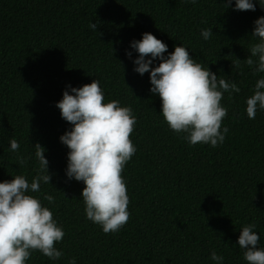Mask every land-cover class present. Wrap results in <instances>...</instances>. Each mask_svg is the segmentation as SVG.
<instances>
[{"label": "trees", "instance_id": "obj_1", "mask_svg": "<svg viewBox=\"0 0 264 264\" xmlns=\"http://www.w3.org/2000/svg\"><path fill=\"white\" fill-rule=\"evenodd\" d=\"M235 0H233L234 5ZM225 0H0V182L38 170L34 145L46 149L50 184L39 197L62 225L63 252L51 261L38 251L27 264H246L236 244L240 229L255 224L264 247V111L245 112L246 98L264 73L244 63L256 10L226 8ZM97 29L89 28V23ZM212 28L207 41L200 30ZM150 32L168 45H183L196 62L234 81L241 89L221 104L227 108L225 141L215 148L189 146L160 115V98L150 92L149 74L133 71L138 53L132 40ZM132 51V57L126 55ZM167 55V53H165ZM241 60L236 66V60ZM157 60L153 66L158 65ZM98 80L104 102L130 106L136 152L121 175L129 197L127 223L105 234L86 219L83 182L66 177L68 149L59 137L71 125L55 106L67 85ZM15 138L18 153L9 151ZM26 163L18 166L17 155ZM44 194L54 196L48 204Z\"/></svg>", "mask_w": 264, "mask_h": 264}, {"label": "clouds", "instance_id": "obj_2", "mask_svg": "<svg viewBox=\"0 0 264 264\" xmlns=\"http://www.w3.org/2000/svg\"><path fill=\"white\" fill-rule=\"evenodd\" d=\"M195 5L197 0H185ZM257 3L264 9V0H225L226 8L245 11L256 10ZM89 28L97 29L90 22ZM214 34L212 28L200 30L207 41ZM256 42L248 49L250 55L244 63L253 74L264 73V16L254 21L251 34ZM130 48L138 53L133 60V71L143 76L149 74L150 92L160 98V115L163 122L189 145L207 144L213 148L225 141L228 128L222 127L227 108L221 104L224 93L229 98L241 89L234 81L219 78L208 67L195 61L183 45L168 52V45L150 32L139 40H132ZM167 53V55H165ZM131 58L132 51L126 50ZM158 65L153 66L156 61ZM241 60H236V66ZM253 94L246 98L245 112L255 119L257 111H264V76L257 79ZM61 118L68 122L70 130L59 137L68 149L66 177L83 182L81 199L86 219L98 225L105 233L118 232L128 221L129 197L121 175L125 165L136 152L130 134L136 124V116L130 106H121L120 101L104 102V93L98 80L81 87L67 85L62 99L55 105ZM19 142L9 139V151L18 153ZM38 170L29 182L24 175H15L11 180L0 182V264H27L33 252H39L51 261H57L63 252L55 245L65 235L62 225L53 217V212L39 197L41 184H50L49 161L46 149L34 145ZM18 166L26 160L17 155ZM48 204L54 196L44 194ZM255 224L244 225L236 244L243 253L246 264H264V247ZM213 264H224V256L215 250L210 253ZM68 264H77L76 258Z\"/></svg>", "mask_w": 264, "mask_h": 264}]
</instances>
